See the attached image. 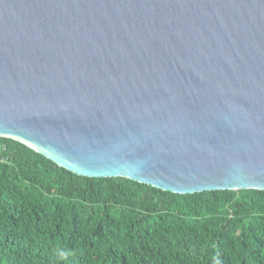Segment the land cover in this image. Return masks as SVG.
<instances>
[{"label": "water", "instance_id": "95a60500", "mask_svg": "<svg viewBox=\"0 0 264 264\" xmlns=\"http://www.w3.org/2000/svg\"><path fill=\"white\" fill-rule=\"evenodd\" d=\"M0 138L82 177L264 191V0H0Z\"/></svg>", "mask_w": 264, "mask_h": 264}, {"label": "trees", "instance_id": "16d2710c", "mask_svg": "<svg viewBox=\"0 0 264 264\" xmlns=\"http://www.w3.org/2000/svg\"><path fill=\"white\" fill-rule=\"evenodd\" d=\"M0 140V264H264V191L82 177Z\"/></svg>", "mask_w": 264, "mask_h": 264}, {"label": "built area", "instance_id": "2783aa9c", "mask_svg": "<svg viewBox=\"0 0 264 264\" xmlns=\"http://www.w3.org/2000/svg\"><path fill=\"white\" fill-rule=\"evenodd\" d=\"M6 150H7V144L0 140V157H2L0 159H2V160L4 159V157L2 155H3V153L6 152Z\"/></svg>", "mask_w": 264, "mask_h": 264}]
</instances>
